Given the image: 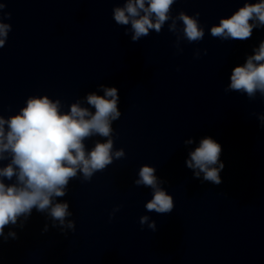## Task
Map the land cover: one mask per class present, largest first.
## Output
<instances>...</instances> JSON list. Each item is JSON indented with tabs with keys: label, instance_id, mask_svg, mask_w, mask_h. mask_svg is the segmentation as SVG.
Instances as JSON below:
<instances>
[{
	"label": "clouds",
	"instance_id": "clouds-1",
	"mask_svg": "<svg viewBox=\"0 0 264 264\" xmlns=\"http://www.w3.org/2000/svg\"><path fill=\"white\" fill-rule=\"evenodd\" d=\"M175 2L124 0L123 6L114 7L113 18L118 25H130L125 34L131 31L133 42L148 36L150 30L159 33L169 20L172 21L169 31L176 33L177 21H182L183 39L189 43L202 40L205 32L197 19L199 13L190 16L181 11L173 17L171 11ZM5 7L0 3V12ZM5 15L10 17L11 13ZM261 27H264V0H244L243 6L211 26L210 33L222 41H244L251 39L253 30ZM10 30L11 25L0 19V37H3L0 47L4 46ZM100 87L103 95L87 94L86 102L90 107L81 106L77 100L70 105L69 111H62L59 99L53 100L47 95L30 96L16 114L7 118L0 115V237L15 238L16 233L12 231L5 236V228L18 222L23 227L33 209L46 214L52 227L74 231L75 221L69 219L73 215L69 203L56 198L67 194L70 181L78 174L88 181L94 173L112 164L114 158L125 156L122 148L113 152L112 125L121 116L118 89ZM225 91L240 92L249 99H255L257 93L264 97V40L242 65L233 67ZM258 119L264 126V114H259ZM93 136L107 139L97 140L88 150L85 141ZM192 143L191 138L185 141L186 145ZM221 153L222 147L217 141L204 137L199 146L189 152L186 166L193 171L194 178L199 179L203 174V181L219 185L222 183L220 172L225 167L220 160ZM163 183L157 178L155 167L145 164L139 168L134 184L152 190V198L145 204L148 212L169 214L173 211V196L161 187ZM139 222L156 230V222L150 221L147 215L141 216ZM47 230L48 225H45L44 231Z\"/></svg>",
	"mask_w": 264,
	"mask_h": 264
}]
</instances>
